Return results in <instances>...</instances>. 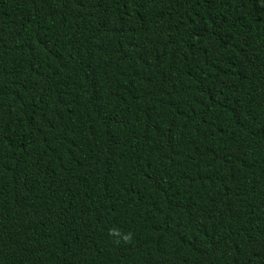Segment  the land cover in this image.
<instances>
[{"label":"trees","instance_id":"16d2710c","mask_svg":"<svg viewBox=\"0 0 264 264\" xmlns=\"http://www.w3.org/2000/svg\"><path fill=\"white\" fill-rule=\"evenodd\" d=\"M0 264H264V0H0Z\"/></svg>","mask_w":264,"mask_h":264}]
</instances>
